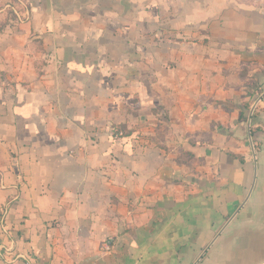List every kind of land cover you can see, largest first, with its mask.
Returning a JSON list of instances; mask_svg holds the SVG:
<instances>
[{
  "label": "crops",
  "instance_id": "obj_1",
  "mask_svg": "<svg viewBox=\"0 0 264 264\" xmlns=\"http://www.w3.org/2000/svg\"><path fill=\"white\" fill-rule=\"evenodd\" d=\"M25 2L0 0V264H264V0Z\"/></svg>",
  "mask_w": 264,
  "mask_h": 264
},
{
  "label": "rangeland",
  "instance_id": "obj_2",
  "mask_svg": "<svg viewBox=\"0 0 264 264\" xmlns=\"http://www.w3.org/2000/svg\"><path fill=\"white\" fill-rule=\"evenodd\" d=\"M248 1L254 3V0H248ZM16 2L18 3V6H17L18 11H20L23 14L25 12H28V3L25 2V0H16ZM8 11H9V9H8ZM26 17H27V14H26ZM23 19H24V16H23Z\"/></svg>",
  "mask_w": 264,
  "mask_h": 264
},
{
  "label": "built area",
  "instance_id": "obj_3",
  "mask_svg": "<svg viewBox=\"0 0 264 264\" xmlns=\"http://www.w3.org/2000/svg\"><path fill=\"white\" fill-rule=\"evenodd\" d=\"M101 250L103 253H110L112 251V242L110 240H105L102 243Z\"/></svg>",
  "mask_w": 264,
  "mask_h": 264
},
{
  "label": "water",
  "instance_id": "obj_4",
  "mask_svg": "<svg viewBox=\"0 0 264 264\" xmlns=\"http://www.w3.org/2000/svg\"><path fill=\"white\" fill-rule=\"evenodd\" d=\"M249 126H250V123H249Z\"/></svg>",
  "mask_w": 264,
  "mask_h": 264
}]
</instances>
